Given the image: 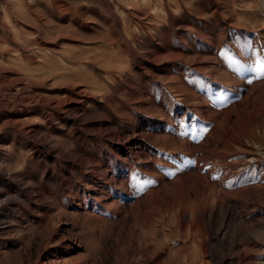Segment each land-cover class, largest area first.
<instances>
[{"label":"rangeland","instance_id":"rangeland-1","mask_svg":"<svg viewBox=\"0 0 264 264\" xmlns=\"http://www.w3.org/2000/svg\"><path fill=\"white\" fill-rule=\"evenodd\" d=\"M258 59L264 0H0V264H264Z\"/></svg>","mask_w":264,"mask_h":264},{"label":"snow or ice","instance_id":"snow-or-ice-1","mask_svg":"<svg viewBox=\"0 0 264 264\" xmlns=\"http://www.w3.org/2000/svg\"><path fill=\"white\" fill-rule=\"evenodd\" d=\"M256 66H257V75L259 76L262 71H264V62H261L259 59L256 60ZM243 67V66H241ZM251 83V81H249Z\"/></svg>","mask_w":264,"mask_h":264}]
</instances>
